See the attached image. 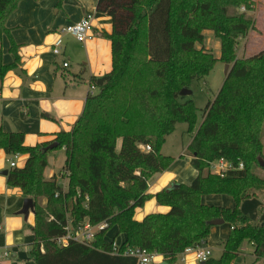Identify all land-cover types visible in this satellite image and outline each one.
<instances>
[{
  "label": "trees",
  "instance_id": "16d2710c",
  "mask_svg": "<svg viewBox=\"0 0 264 264\" xmlns=\"http://www.w3.org/2000/svg\"><path fill=\"white\" fill-rule=\"evenodd\" d=\"M20 1L0 0V43L10 33L6 21ZM97 11L112 19L113 33L104 36L112 42L113 69L92 79L98 93L89 95L72 130L56 134L50 142L26 146L23 133L0 128V150L8 161L28 156L23 168L10 167L7 184L34 201V263L138 264L135 258L112 254L113 243L123 235L120 251L140 248L174 264L186 249L209 238V222L223 219L233 229L222 243L221 256L205 264H240L245 243L254 244L253 264H260L264 226L253 223L240 206L246 200L264 199V178L256 171L259 158L264 159V51L237 56L239 40L258 32L256 1L98 0ZM207 32L219 43V56L207 48ZM10 51L16 59L14 42ZM218 61L230 70L195 131L198 109L181 91L206 79ZM15 62L5 64L0 51V83L17 68ZM179 123L188 125L187 156L198 176L189 185H173L151 195V179L175 160L162 148ZM54 143L58 147L47 151ZM62 149L66 162L59 177L68 180L67 190L57 176L44 178L49 155ZM220 158L235 165L243 162L244 169L223 178L213 175L209 163ZM206 195L231 196L236 207L205 205ZM151 199L170 211L136 221V210ZM2 213L0 207V227ZM69 224L74 229L84 224L106 227L91 246L71 241L60 247L55 240L66 234Z\"/></svg>",
  "mask_w": 264,
  "mask_h": 264
},
{
  "label": "crops",
  "instance_id": "0c3cea01",
  "mask_svg": "<svg viewBox=\"0 0 264 264\" xmlns=\"http://www.w3.org/2000/svg\"><path fill=\"white\" fill-rule=\"evenodd\" d=\"M97 5L98 0H21L8 17L6 27L10 33L3 36L0 51L4 63L12 64L16 60L17 68L9 71L0 83V128L5 132L23 133L26 146L47 143L56 134L71 131L84 111L92 88L96 87L92 79L112 71V42L104 36L113 33L112 19L99 13ZM87 15L93 16L92 38L81 43L75 37L61 32L63 28L79 23ZM257 30L248 35V51L251 54L264 51V31L258 26ZM59 38L63 44L60 53L55 54V43ZM12 42L17 45L16 59L10 51ZM16 69H21L25 77H21ZM190 143L191 138L188 146ZM56 152L48 157L44 177L50 180L57 176L59 184L67 190L68 180L59 177L66 162V153L64 149L59 156ZM27 158L22 157L19 164L21 168L25 166ZM190 163L189 157L185 165V171L190 172L187 177H184L183 167L178 162L172 164L166 172L155 175L149 182L148 193L155 195L173 185H189L198 176V171ZM6 170H10L7 155L0 150V207L3 211L0 257L9 254L0 264H35L31 256L35 239L31 227L35 225V215L33 211L28 215L22 214L26 198L19 188L8 186L7 176L3 174ZM202 203L229 209L236 207L234 198L227 195H206L202 197ZM169 211V207L161 206L155 199H151L144 207L136 210L135 220L141 222L150 214H167ZM113 231L114 236L117 230ZM230 232L229 224L212 228L205 241L206 246L212 250V258L218 259L221 256L222 243L227 240ZM124 239L125 236L121 235L117 242L121 243ZM242 249L245 251L240 252V264H253L256 260L254 246L245 243ZM163 262H166L164 258L157 256L152 264ZM174 264L201 263L191 253L180 256ZM260 264H264V261Z\"/></svg>",
  "mask_w": 264,
  "mask_h": 264
},
{
  "label": "rangeland",
  "instance_id": "374dc122",
  "mask_svg": "<svg viewBox=\"0 0 264 264\" xmlns=\"http://www.w3.org/2000/svg\"><path fill=\"white\" fill-rule=\"evenodd\" d=\"M255 1H256V11L253 13V15L256 19V23L259 29L264 31V0H255ZM206 37H207V41H206L207 48L213 51L215 56H219L220 54L219 53V43L212 38V35L209 32L206 33ZM249 40H250L249 36L239 40V45L237 49L238 57L248 58V57H251V56H254L260 53V52H257V53L251 54V52L248 51ZM260 41H263V40H260ZM229 70H230V66H229L228 72ZM225 71H226V64L220 61L216 62L213 70L211 71L210 75L206 79L195 80L192 82L190 86L191 96L184 97L186 98V100L194 101L198 109L197 111L198 121H197L195 131H197L200 125L202 124L203 111L205 107L208 105L209 102H213L216 96L218 95V93L220 92L224 84L225 78H226ZM190 136L191 135L188 133V125L186 123H179L176 126L175 132L167 138L166 143L164 144L162 148V153L164 155L171 156L175 159L173 164L178 162L179 165L183 167L182 172L184 174V177L189 176V173H190L189 171H185L187 169L185 165L188 162V158H189V156H187V148L190 142V138H191ZM261 140L263 144V153H264V126L262 129ZM56 153H58L57 155L59 156L62 152L61 150H57ZM22 157L23 156L21 155L17 158H13L18 168H21L19 164H20ZM8 166L10 167L9 161H8ZM256 171L259 176L264 178V169H262L261 167H258ZM58 181H60V179H58ZM40 202L43 203L44 201L41 200ZM241 209L247 216L250 217V219L254 223L264 226V201L263 200L257 199V198L247 200L241 205ZM70 226L72 225L70 224ZM93 232L97 234L99 232L98 228L94 229ZM113 234H114V231L113 232L111 231L109 233V237H112Z\"/></svg>",
  "mask_w": 264,
  "mask_h": 264
},
{
  "label": "built area",
  "instance_id": "2783aa9c",
  "mask_svg": "<svg viewBox=\"0 0 264 264\" xmlns=\"http://www.w3.org/2000/svg\"><path fill=\"white\" fill-rule=\"evenodd\" d=\"M92 31H93V16L87 15L79 23L67 26L63 28L61 32L71 35L75 37L78 42L83 43L87 39L93 37ZM62 44H63V40L59 38L55 43V49H54L55 54L60 53V47L62 46ZM64 65L65 67L68 66V64H64ZM96 92H97V88L93 87L91 91V95L96 94ZM143 150L147 152L151 151V147L144 146ZM9 164L11 168L17 167V164L14 160L9 161ZM243 169H244L243 162H240L238 165H235L234 163H232L231 161L225 158H220L218 160L210 162L208 167V171L211 174L220 176L222 178L227 176L231 172L241 171ZM105 227L106 226L104 224L95 227H92L89 224H84L82 226H79L77 229H74L73 226H70L69 224V226L66 228L67 231L66 234L63 237H60L57 240H55V242L60 247L67 246L71 241L91 246L92 243L95 241V236H96V233L93 232L94 229L98 228V230L100 231ZM251 245L254 246L253 243H251ZM112 249H113L112 254L135 258L138 264H152L155 258L159 256L157 254L150 253L140 248H128L127 250L120 251V245L118 242L113 243ZM241 251L244 252L245 250L241 248ZM191 253L195 255L196 260L198 261V263L201 264L206 263L208 260L212 258V250L206 246L205 242H201L196 247H191L186 249L182 255L191 254ZM8 256L9 254L5 253L3 256L0 257V261Z\"/></svg>",
  "mask_w": 264,
  "mask_h": 264
},
{
  "label": "water",
  "instance_id": "95a60500",
  "mask_svg": "<svg viewBox=\"0 0 264 264\" xmlns=\"http://www.w3.org/2000/svg\"><path fill=\"white\" fill-rule=\"evenodd\" d=\"M228 69H229V66L226 65V71H225V75H226V76L228 75ZM16 72H17L21 77H23V78L25 77V75H24V73H23V71H22L21 69H16ZM181 96H183V97L191 96V91H190V89H187V88L183 89V90L181 91ZM57 147H58V144H57V143H54V144L48 146V147L46 148V150H47V151H52V150L56 149ZM259 165H260V167H261L262 169H264V159L259 158ZM8 173H9V171L6 170L3 174H4L5 176H7ZM176 186H178V185H176ZM33 210H34V201H33L32 199H25V202H24V208H23L22 214H23V215H28V213H29L30 211H33ZM209 224H210L211 226H213V227H214V226H220V225L225 224V221H224L223 219H217V220H213V221L209 222ZM162 264H168V263H167V262H163ZM204 264H205V263H204Z\"/></svg>",
  "mask_w": 264,
  "mask_h": 264
}]
</instances>
